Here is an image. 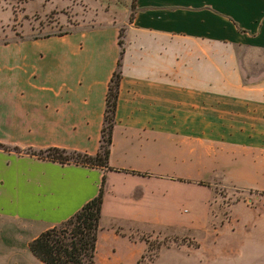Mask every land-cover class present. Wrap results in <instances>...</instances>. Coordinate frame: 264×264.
<instances>
[{
	"label": "crops",
	"instance_id": "crops-1",
	"mask_svg": "<svg viewBox=\"0 0 264 264\" xmlns=\"http://www.w3.org/2000/svg\"><path fill=\"white\" fill-rule=\"evenodd\" d=\"M136 7L124 24L0 41V264H45L32 241L98 196L105 176L107 264L137 263L147 243L130 233L152 218L140 192L174 179L211 213L219 185L242 195L190 264H264V0ZM123 27L111 168L41 157L100 151Z\"/></svg>",
	"mask_w": 264,
	"mask_h": 264
},
{
	"label": "rangeland",
	"instance_id": "rangeland-1",
	"mask_svg": "<svg viewBox=\"0 0 264 264\" xmlns=\"http://www.w3.org/2000/svg\"><path fill=\"white\" fill-rule=\"evenodd\" d=\"M133 2L0 0V41L63 33L108 22L124 24L132 17ZM174 180V183L157 181L152 183L151 192L146 187L140 192L142 201L151 196L152 218L150 224H146L148 229L130 233L134 240L139 238L147 243L134 264H190V249L202 248L201 241L213 239L214 227L229 224L232 221L230 207L242 197L234 189V194H230L219 185L211 213L202 191L180 185L182 180ZM106 261L97 248L95 264H107Z\"/></svg>",
	"mask_w": 264,
	"mask_h": 264
},
{
	"label": "trees",
	"instance_id": "trees-1",
	"mask_svg": "<svg viewBox=\"0 0 264 264\" xmlns=\"http://www.w3.org/2000/svg\"><path fill=\"white\" fill-rule=\"evenodd\" d=\"M136 8V0H134L131 19H133ZM125 35L126 29L123 27L120 34L121 59L110 83L100 151L92 155L81 151L53 147L39 151L38 154L41 157L63 163L74 162L91 167L111 168L110 158L123 78L122 57L126 51ZM2 147L8 148L4 145ZM106 182L105 176L99 195L89 201L74 216L45 231L32 241V251L45 264H95L99 235L102 229L101 220Z\"/></svg>",
	"mask_w": 264,
	"mask_h": 264
}]
</instances>
